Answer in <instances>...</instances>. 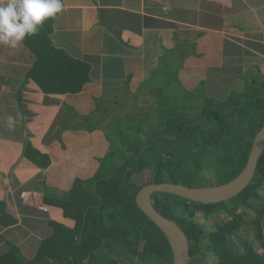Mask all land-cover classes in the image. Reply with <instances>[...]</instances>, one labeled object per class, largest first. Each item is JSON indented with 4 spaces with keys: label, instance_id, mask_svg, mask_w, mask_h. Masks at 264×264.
<instances>
[{
    "label": "crops",
    "instance_id": "crops-1",
    "mask_svg": "<svg viewBox=\"0 0 264 264\" xmlns=\"http://www.w3.org/2000/svg\"><path fill=\"white\" fill-rule=\"evenodd\" d=\"M61 2L43 34L16 49L0 45V257L15 246L35 258L58 221L57 209L42 198L62 199L77 178L99 170V149L109 140L82 128L98 113L97 99L145 97L149 81L171 66L186 91L200 82L204 95L219 100L226 81L243 75L255 83V65L264 73V0ZM50 27L56 54L42 37ZM70 58L91 66L90 81L77 94L60 92L56 82ZM113 111L107 124L118 115ZM29 145L50 157L48 168L25 156ZM2 210L8 217L2 219Z\"/></svg>",
    "mask_w": 264,
    "mask_h": 264
},
{
    "label": "trees",
    "instance_id": "trees-1",
    "mask_svg": "<svg viewBox=\"0 0 264 264\" xmlns=\"http://www.w3.org/2000/svg\"><path fill=\"white\" fill-rule=\"evenodd\" d=\"M52 30L50 27L42 37L47 40L50 52L56 54L48 35ZM171 67L162 74L163 86L166 84L169 91L173 84ZM90 71V65L70 58L56 80L59 91L82 92L90 81ZM171 92L175 93L173 99L165 96L159 107V103L149 106L156 120L149 132L138 125L134 139L122 135L125 140H121L119 151L99 159V170L93 177L77 178L66 198H42L45 206L57 209L58 221L52 222L55 235L42 242L36 257L27 259L12 246L8 254L0 257V264H173L169 239L139 208L138 193L149 184L210 187L236 179L248 163L257 133L264 127V85L258 79L255 83L247 81L244 90H232L225 100L205 95L203 102L200 98L188 101L192 92ZM102 110L99 101L97 111L108 127L109 118L101 114ZM89 120L82 128L96 131L92 130L95 126H89ZM117 153L120 157L116 162L113 159ZM25 156L40 168L51 165L50 157L32 145ZM147 171L151 175L145 181L142 177ZM253 198L260 201V216L254 224L264 249V153L251 184L232 199L229 216L233 220L221 227L212 244L204 248L214 251L221 258L220 264H264V257L235 234L247 223L243 214L236 211ZM152 202L162 215L184 230L192 255L203 253L204 249L190 218L202 208L209 213L227 208L225 202L199 204L165 193H155ZM1 216L3 219L8 214L2 210ZM242 247L245 252H241Z\"/></svg>",
    "mask_w": 264,
    "mask_h": 264
},
{
    "label": "rangeland",
    "instance_id": "rangeland-1",
    "mask_svg": "<svg viewBox=\"0 0 264 264\" xmlns=\"http://www.w3.org/2000/svg\"><path fill=\"white\" fill-rule=\"evenodd\" d=\"M261 67H262V65H260V66L255 65V70L259 76V81L263 82L264 81V73L261 72V70H260ZM174 72L177 73L176 70ZM252 74L253 73H251V74L248 73V74H246V76L249 77ZM244 75H245V73H244ZM161 77L162 76H160V75H156L153 77L154 79L152 78V80L149 81L150 94H146L145 97H143V95H140L138 93H132V95H129V96L124 95V98H121V97L116 98L115 97L113 99V97H109L106 100H104V99H97L96 100V101H98L97 105H99V101L102 104L103 109H104L103 113L105 110H107L109 112L108 114H106V116H108L109 119L111 118V115L113 116V113H115L113 110H116V112L118 114L117 116H114V118H112V122L110 123V125L108 127L105 126L106 125L105 122L101 121L102 118H100L99 111H98V113L93 112V113L89 114V118L91 119L89 126H95V128L92 130H96V132L98 131L99 133L105 135V138H107L109 140V143L105 145V147H107V148H105L104 146L102 148H100L101 146L99 145V148H100L99 149V159H103L109 152L119 151V148H121V144H120L121 140H125L124 137H122V135H124L125 137L128 136V137L134 139L135 138L134 137L135 126L143 125L142 128H143L144 132H145V130H146V132L147 131L149 132L150 126L154 123V121H156L153 119V118H155V114H154L153 110L149 107V105H152L153 103H154V105H156L157 103H159V105H158V107H159L161 105L160 102L162 101V99H164L165 96L167 97L170 95L168 97L170 99H173L175 97V93L173 94L171 91L183 93V90L186 89L183 86L184 85L183 81L180 79V77L177 74L172 75V80H173L172 83L173 84L171 86L172 88L170 89V91H169V89L165 88L166 84L163 86V84L165 82ZM164 77H165V75H164ZM244 80H245V76L241 75V77L239 76L237 79H231V80L226 81L225 86H224V90L220 93L221 94L220 100H225L226 97L229 95V93H231L232 90H235V91L244 90L245 85L247 84V81H244ZM155 82H159V83L155 84ZM189 85L191 87V91L193 94H192V97L188 96V97H190L188 101L195 102L200 98V101L203 102V96H205L204 93H205V91H207L205 88V85H202L200 82H196L195 84L190 83ZM173 87L175 89H173ZM149 90H146V91L149 92ZM154 90H157V91L159 90V92H160L159 95H156V92ZM128 94H130V93H128ZM188 97H186V98H188ZM209 97L213 98V99L219 98V97L214 96L213 94H211V96H209ZM144 100H146L147 103L144 102ZM217 100H219V99H217ZM116 102H119L122 105H120V106L114 105V103H116ZM196 108H198V105L196 106ZM125 109H127L126 110L127 112L124 111ZM103 113H101V114H103ZM194 114H196V112H194ZM111 144H112V146H111ZM118 157H120L119 153H117L115 155V158L113 160H115L117 162ZM99 165H100V163H99ZM69 173H70V179L72 177H75L74 176L75 171H69ZM150 173H151L150 171H147L143 175L142 179L145 181H148V179L150 178V175H151ZM211 179L212 178H209V180H211ZM216 181L217 180L215 178V182ZM72 186L70 185L71 188H72ZM68 194H69L68 192H65L64 195L60 196V198H64V197L66 198L68 196ZM247 211L251 215L256 214V210H254L253 208H251L250 210L247 209ZM211 231H213L212 228L206 229V232H211ZM261 253H263V252H261ZM209 264H215V261L211 260V262H209Z\"/></svg>",
    "mask_w": 264,
    "mask_h": 264
},
{
    "label": "water",
    "instance_id": "water-1",
    "mask_svg": "<svg viewBox=\"0 0 264 264\" xmlns=\"http://www.w3.org/2000/svg\"><path fill=\"white\" fill-rule=\"evenodd\" d=\"M263 153L264 127L257 133L253 141L252 151L245 169L233 181L210 187H187L173 183L149 184L140 190L137 195V204L169 239L173 252V264H190L189 239L175 221L165 217L155 208L152 202L153 195L165 193L199 204H220L230 201L251 184Z\"/></svg>",
    "mask_w": 264,
    "mask_h": 264
},
{
    "label": "flooded vegetation",
    "instance_id": "flooded-vegetation-1",
    "mask_svg": "<svg viewBox=\"0 0 264 264\" xmlns=\"http://www.w3.org/2000/svg\"><path fill=\"white\" fill-rule=\"evenodd\" d=\"M227 208L220 207L216 209L214 212L209 213L206 209L197 210L195 216L191 217L190 220L195 223L196 228L198 229L197 235L199 234L200 246L204 249L207 245L212 244V241L216 239L217 233L221 227H225L229 222L233 220L231 216H229V211L233 207V201L225 202ZM253 208L256 210L255 215H251L247 209ZM260 201L255 198L247 201V204L239 206L236 213H242L243 218L247 222L243 229L236 231L235 234L238 235L244 243L251 246L254 251H256L259 255L264 257V249L262 244L260 243V232L258 231L254 221L259 219L260 216ZM213 229L211 232H206V229ZM183 230V229H182ZM184 231V230H183ZM264 232V230H262ZM208 236V237H207ZM189 238V237H188ZM190 244V243H189ZM241 252H245L244 247H242ZM263 252V253H261ZM204 253V254H203ZM203 253L195 254L190 257V263L196 262L197 264H209V262L215 261V264L221 263V258L214 251L204 249ZM117 259L118 255L115 256Z\"/></svg>",
    "mask_w": 264,
    "mask_h": 264
},
{
    "label": "clouds",
    "instance_id": "clouds-1",
    "mask_svg": "<svg viewBox=\"0 0 264 264\" xmlns=\"http://www.w3.org/2000/svg\"><path fill=\"white\" fill-rule=\"evenodd\" d=\"M62 9L61 0H0V45L18 48Z\"/></svg>",
    "mask_w": 264,
    "mask_h": 264
}]
</instances>
